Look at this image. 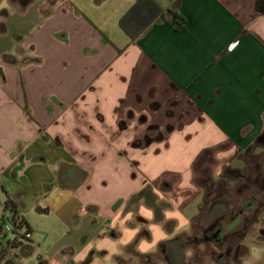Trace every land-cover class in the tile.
I'll return each mask as SVG.
<instances>
[{
	"label": "crops",
	"instance_id": "0c3cea01",
	"mask_svg": "<svg viewBox=\"0 0 264 264\" xmlns=\"http://www.w3.org/2000/svg\"><path fill=\"white\" fill-rule=\"evenodd\" d=\"M135 1L0 0V219L9 196L30 234L0 261L153 254L202 216V177L264 146V0H156L130 39ZM244 233L257 264L264 209Z\"/></svg>",
	"mask_w": 264,
	"mask_h": 264
},
{
	"label": "rangeland",
	"instance_id": "374dc122",
	"mask_svg": "<svg viewBox=\"0 0 264 264\" xmlns=\"http://www.w3.org/2000/svg\"><path fill=\"white\" fill-rule=\"evenodd\" d=\"M232 165L240 166V171L231 169L225 170V174L222 175L220 180L214 181L215 185L205 191L206 197L203 204V214L199 219L197 218L192 222V227L189 232L179 235L182 241L173 242V244L169 245L167 250L165 249L163 252L161 251L162 248H159L157 252L146 258L130 252L119 258L117 264H166L165 254L171 255V257L175 255V257L178 256L181 258L182 254L185 253L186 258H191L192 260V255L194 253L190 254L189 257V253L181 244L182 242H186L185 236H190V232L193 228L196 230V227H198L196 222L199 223V230H205V228L208 227L212 221L217 220L218 216L223 212H226V215L229 216L232 212H236L240 209L245 210L244 220L246 222L244 223V227L248 229L251 223H253L255 219H258V215L262 212V209H264V146L258 147L255 150L254 148L249 149L246 156L241 155L236 157ZM210 198L211 200L214 199L211 206L207 201V199L209 200ZM217 201H220V203H217ZM250 203H252V205H249ZM249 235L248 233L238 235L230 244L231 247H235L238 244L241 246L231 254L232 257V255L234 256L238 251L240 252V256L236 258L240 261L238 264H242L241 260L244 259L249 252L247 249V247L250 248L248 245V243H250V237L248 238ZM245 236L247 239H244ZM188 246L189 245H187V247ZM226 246H229V244L224 243L223 248ZM261 250H263V248ZM9 261H13L14 264H38L36 257L28 259L27 257H22L17 251L9 253ZM208 261V258H205L202 264H210ZM6 262V260H3L0 261V264H6ZM107 264L112 263L108 261ZM257 264H264V259Z\"/></svg>",
	"mask_w": 264,
	"mask_h": 264
},
{
	"label": "trees",
	"instance_id": "16d2710c",
	"mask_svg": "<svg viewBox=\"0 0 264 264\" xmlns=\"http://www.w3.org/2000/svg\"><path fill=\"white\" fill-rule=\"evenodd\" d=\"M161 12V6L156 0H136L135 3L121 16L119 19V26L124 31V33L130 38L135 39L137 36L142 34L146 28L156 19V17ZM176 21L174 24V28L178 30L183 24L184 20L180 15L175 14ZM38 61V59H36ZM200 184L206 190H209L211 186L215 185L213 180L204 176L200 179ZM146 189H142L138 194H136L133 200H137L141 198ZM207 201L210 206L214 202V199L211 198ZM216 202V199H215ZM220 203V201H217ZM249 205H252L250 203ZM245 210H238L236 212H232L229 216L226 215V212L220 214L217 220L213 221L211 226L205 228V230H199V223H197L196 230L190 232V236H185L186 242H182L181 244L185 248V250L192 255L191 258L188 259L185 256V253L182 254V257H175L171 255L165 254V262L166 264H202V261L205 258H208V262L210 264H238L240 261L236 259L240 256V252L234 256L231 254L233 251L237 250L240 244L235 247H231L230 244L233 242L234 238L238 235H242L245 230L244 223V213ZM10 221L13 224V233L15 238L20 239L23 237V233L21 230H28V226L26 221L19 216L18 210L15 202L9 196L6 198L4 202V215L0 219V223H4ZM196 226V225H195ZM182 241L181 236H177L171 240L162 244L161 251L163 252L167 247L175 241ZM224 243L229 244V246L224 247ZM187 245H189L187 247ZM16 246V242L12 245V247ZM202 249V250H201ZM242 249V248H241ZM226 250V251H225ZM0 254V258L3 255V251ZM242 255V254H241ZM149 255H145L144 257H149ZM223 262H222V261Z\"/></svg>",
	"mask_w": 264,
	"mask_h": 264
},
{
	"label": "built area",
	"instance_id": "2783aa9c",
	"mask_svg": "<svg viewBox=\"0 0 264 264\" xmlns=\"http://www.w3.org/2000/svg\"><path fill=\"white\" fill-rule=\"evenodd\" d=\"M13 224L10 221L0 223V243L7 245L9 248L12 247L14 242L17 241V239L14 236L13 233ZM26 238L30 236L29 233H25L24 235Z\"/></svg>",
	"mask_w": 264,
	"mask_h": 264
}]
</instances>
